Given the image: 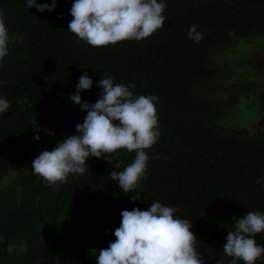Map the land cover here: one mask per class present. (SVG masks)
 <instances>
[{"label":"trees","instance_id":"1","mask_svg":"<svg viewBox=\"0 0 264 264\" xmlns=\"http://www.w3.org/2000/svg\"><path fill=\"white\" fill-rule=\"evenodd\" d=\"M73 2L56 0L52 11L39 12L26 0H0L10 37L0 60V98L11 105L0 113V183L13 173L0 187V264H96L98 250L116 239L122 210H147L157 201L175 207L174 218L192 221L204 264H230L227 231L249 211L264 213V136L223 127L232 105L220 96L264 95V79H233L234 70L216 59L240 41L264 37V0H158L166 5L162 28L97 48L67 29ZM193 25L199 42L186 35ZM85 72L93 86L80 93L83 101L96 102L105 77L134 84V97L158 98L160 135L145 149L146 179L135 189L141 199L132 201L135 193L111 180L135 159L126 149L114 156L119 168L90 156L88 171L56 186L32 172L42 150L83 123L86 111L69 96ZM255 240L264 246V232Z\"/></svg>","mask_w":264,"mask_h":264},{"label":"clouds","instance_id":"2","mask_svg":"<svg viewBox=\"0 0 264 264\" xmlns=\"http://www.w3.org/2000/svg\"><path fill=\"white\" fill-rule=\"evenodd\" d=\"M51 3H36L26 0V7L35 6L39 12L52 11ZM166 5L158 0H74L70 9L73 19L67 29L78 40L90 46L105 47L124 40L140 41L162 28L167 17L163 14ZM199 42L202 34L191 26L186 34ZM22 40V38H21ZM10 41L3 15L0 14V60L8 54ZM102 89L95 103L81 99L80 93L90 90L92 78L85 72L78 78L75 92L69 100L78 105L86 116L83 123L75 125V134L66 135L52 150H42L31 164L34 175L49 186L65 183L69 174H84L88 171V157L104 158L111 166L120 149L135 152V159L123 171L111 172V180L118 183L125 193L133 192L132 201L140 198L135 191L141 179H146L145 170L149 156L145 149L151 148L160 133L156 130L157 113L155 96L134 97L130 88L135 85L114 83L112 77L101 78ZM11 107L5 98H0V113ZM118 121L119 123H114ZM35 140H40V126L32 122ZM49 136L54 133L44 129ZM175 207L159 201L150 204L147 210L136 207L122 210L121 223L113 233L114 242L98 250L96 264H204L195 247L197 237L190 231L192 221L174 218ZM264 232V213L249 211L235 221L234 231H227L223 251L244 264H255L264 256V246L257 244L256 234ZM11 251V248L9 249Z\"/></svg>","mask_w":264,"mask_h":264},{"label":"rangeland","instance_id":"3","mask_svg":"<svg viewBox=\"0 0 264 264\" xmlns=\"http://www.w3.org/2000/svg\"><path fill=\"white\" fill-rule=\"evenodd\" d=\"M217 63L234 70L233 79L263 80L264 79V37L238 44L226 53L217 57ZM239 79V80H240ZM238 80V79H237ZM226 103L231 104L230 113L222 120L223 127L233 131H242L247 135L254 132L264 136V95L255 94L245 97L221 95ZM13 173L4 177L0 187L10 182ZM108 246V245H107Z\"/></svg>","mask_w":264,"mask_h":264}]
</instances>
